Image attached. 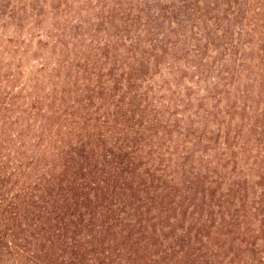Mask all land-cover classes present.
I'll return each instance as SVG.
<instances>
[{"label": "rangeland", "instance_id": "rangeland-1", "mask_svg": "<svg viewBox=\"0 0 264 264\" xmlns=\"http://www.w3.org/2000/svg\"><path fill=\"white\" fill-rule=\"evenodd\" d=\"M56 122L107 143L135 132L197 201L228 193L257 221L264 0H0V140L30 154Z\"/></svg>", "mask_w": 264, "mask_h": 264}, {"label": "trees", "instance_id": "trees-1", "mask_svg": "<svg viewBox=\"0 0 264 264\" xmlns=\"http://www.w3.org/2000/svg\"><path fill=\"white\" fill-rule=\"evenodd\" d=\"M63 128L48 127L30 154L0 140V264H264V214L251 222L228 193L197 201L193 182L147 164L126 128L108 143Z\"/></svg>", "mask_w": 264, "mask_h": 264}]
</instances>
